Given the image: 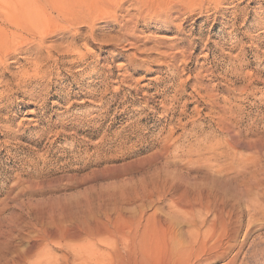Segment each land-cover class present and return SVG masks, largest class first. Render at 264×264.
I'll use <instances>...</instances> for the list:
<instances>
[{"label": "rangeland", "instance_id": "rangeland-1", "mask_svg": "<svg viewBox=\"0 0 264 264\" xmlns=\"http://www.w3.org/2000/svg\"><path fill=\"white\" fill-rule=\"evenodd\" d=\"M13 23L43 26L0 30L1 233L35 207L105 218L117 197L152 219L146 264L166 263L160 217L200 259L213 244L212 264H264V0H0ZM21 232L18 249L43 243ZM107 237L87 234V264L109 261Z\"/></svg>", "mask_w": 264, "mask_h": 264}, {"label": "bare ground", "instance_id": "bare-ground-1", "mask_svg": "<svg viewBox=\"0 0 264 264\" xmlns=\"http://www.w3.org/2000/svg\"><path fill=\"white\" fill-rule=\"evenodd\" d=\"M41 25L43 26L40 23H26L25 25L13 23L10 25L12 29H8L6 25H0V30L3 32L7 30L10 39L13 40L16 37H24L23 30L29 28L33 31V29ZM5 45L0 42V49L3 50ZM115 198L105 199L103 200L104 202L99 204L100 210L105 218L98 217L95 221L87 219V210L82 206L76 208L73 206L62 208L52 206L50 211L46 207H35L32 211H29V220H26L22 215L19 216L13 225H9L6 230L2 233L0 232V264H59L58 261L54 262L51 257L43 259L39 251L43 244L57 239L60 243L67 240L81 242L78 245L68 246L73 255V259L71 261L69 256L65 254V264H87V253H84L87 252V234L92 237H95L97 234L99 236L103 234L108 236L105 240L108 244V248L105 249V254L109 256V261L103 263L101 259H97L94 264H146V258L149 254L146 242L148 235H150V223L152 219L150 216L145 215H142L138 220L133 219V217L124 218L119 207L120 202L117 197ZM110 205H113V207L110 208ZM112 211L116 214L115 216L110 214ZM58 215L63 216L64 220H58ZM161 219L163 218L160 217V221H157V223L159 224V233L164 237L163 252L166 260L165 264H212L226 260L227 250L218 248L212 250L213 244L209 246L208 249L210 252H207V257L203 260L198 257L200 251L205 250L203 247L184 248L170 243L167 241L170 238L166 233L168 221ZM133 223L136 227H133ZM33 226L41 231L40 238L43 240V243L36 238L28 239V244L25 249H18L13 243L14 232H21V230H26V228ZM126 226L130 229L128 233L125 230ZM141 227H143L142 230ZM204 255L206 254L204 253ZM225 264H233V262L230 261Z\"/></svg>", "mask_w": 264, "mask_h": 264}]
</instances>
